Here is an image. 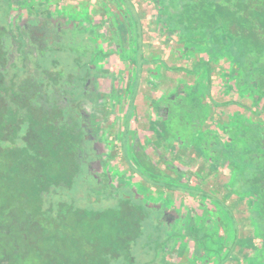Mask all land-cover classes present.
Segmentation results:
<instances>
[{
    "label": "trees",
    "instance_id": "trees-1",
    "mask_svg": "<svg viewBox=\"0 0 264 264\" xmlns=\"http://www.w3.org/2000/svg\"><path fill=\"white\" fill-rule=\"evenodd\" d=\"M109 1L129 26L118 2ZM148 1L158 5L160 26L185 38L208 36L216 52L231 51L234 60L221 74L225 86L251 96L255 104L264 100V0ZM24 31L35 53L30 68L20 50L22 62L9 63L7 32L0 24V264H158L163 249L177 237L189 238L194 257L205 263L224 264L235 246L256 249L250 238L237 237L215 206L208 209L209 219L187 216L183 229V220L171 227L169 216L128 190L112 205H76L73 195L86 181L92 148L85 118L75 105L95 76L93 45L82 31L57 30L48 19L29 21ZM133 62L140 70L159 61L139 57ZM166 69L211 74L204 61L195 70ZM161 104L166 110L163 130L182 142L194 140L206 158L222 157L235 166L234 190L249 200L253 227L263 237L254 264H264V121L239 119L222 127L225 138L220 139L202 131L206 100L195 89L181 87L163 96ZM263 110L248 108L258 115ZM128 158L129 167L148 182L216 201L186 185L181 175L173 180L154 165L136 133Z\"/></svg>",
    "mask_w": 264,
    "mask_h": 264
},
{
    "label": "rangeland",
    "instance_id": "rangeland-1",
    "mask_svg": "<svg viewBox=\"0 0 264 264\" xmlns=\"http://www.w3.org/2000/svg\"><path fill=\"white\" fill-rule=\"evenodd\" d=\"M117 2L128 17L129 26L109 0L0 1V24L7 32L9 63L22 62L20 50L23 63L31 67L35 53L28 45L24 25L35 19H48L57 30L78 29L93 45L91 66L95 76L89 92L75 105L85 118L92 148L86 181L73 195L76 205L87 208L112 205L121 191L128 190L148 208L169 216L171 227L183 220V229L188 223L187 216L209 219L208 209L215 206L222 219L236 229L238 238L248 237L256 245V249L235 246L224 264H254L263 237L253 227L249 200L239 198L234 190L235 166L222 157L206 158L194 140L182 142L163 130L161 123L166 110L161 99L181 87L195 89L206 100L202 131H210L220 139L225 138L223 126L245 120V116L264 121V110L263 116L255 114L264 109V100L255 104L251 96L234 92L229 83L225 86L221 74L234 60L231 51L216 52L208 36L185 38L177 30L160 26L158 5L148 0ZM189 47L192 48L189 50ZM129 53L133 54L128 59ZM139 57L159 62L145 64L138 70L133 61ZM203 61L209 64V76L204 70L192 75L166 69L195 70ZM7 70L10 71L9 67ZM223 101H237L241 105ZM248 108L255 113H250ZM152 124L161 131L152 128ZM133 133L154 165L173 180L181 175L186 185L211 195L218 202L195 194L172 192L142 178L129 167ZM229 244L221 250V256L227 253ZM214 263L197 260L193 242L184 237H177L171 246L165 247L158 261V264Z\"/></svg>",
    "mask_w": 264,
    "mask_h": 264
},
{
    "label": "crops",
    "instance_id": "crops-1",
    "mask_svg": "<svg viewBox=\"0 0 264 264\" xmlns=\"http://www.w3.org/2000/svg\"><path fill=\"white\" fill-rule=\"evenodd\" d=\"M116 2H117V0H115ZM114 5V4H113ZM115 6V5H114ZM116 7V6H115ZM117 9V8H116ZM118 11V10H117ZM119 12V11H118ZM110 21H112V19H110ZM112 23V22H111ZM192 47H189V50L191 49ZM198 66V65H197ZM187 70V69H186ZM225 104H226V102L225 101H223ZM236 103L237 104H240L241 105V103H238L237 101H236ZM235 105V104H234ZM237 106V105H236ZM237 112L240 114V112L237 110ZM261 116H263V115H261ZM245 118L247 119V120H250L251 119V117H248V116H245ZM253 118V117H252ZM245 119V120H246ZM255 120V119H254ZM256 121V120H255Z\"/></svg>",
    "mask_w": 264,
    "mask_h": 264
}]
</instances>
